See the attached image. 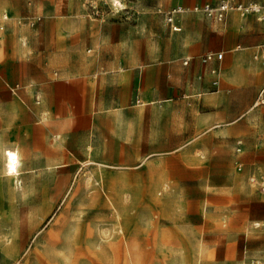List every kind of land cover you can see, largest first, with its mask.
<instances>
[{
  "label": "crops",
  "instance_id": "0c3cea01",
  "mask_svg": "<svg viewBox=\"0 0 264 264\" xmlns=\"http://www.w3.org/2000/svg\"><path fill=\"white\" fill-rule=\"evenodd\" d=\"M219 1L136 0L121 18L85 0H0V249L51 247L50 219L84 168L138 173L157 201L164 184L206 186L201 210L218 225L226 209L254 216L236 196L245 186L264 201V18L193 10ZM175 6L176 31L157 11ZM209 52L222 57L204 61Z\"/></svg>",
  "mask_w": 264,
  "mask_h": 264
},
{
  "label": "rangeland",
  "instance_id": "374dc122",
  "mask_svg": "<svg viewBox=\"0 0 264 264\" xmlns=\"http://www.w3.org/2000/svg\"><path fill=\"white\" fill-rule=\"evenodd\" d=\"M85 1L98 17L124 18L138 13L133 5L136 0H119L123 6L119 8L112 0ZM92 173L88 168L79 171L78 178H86L83 186L69 187L61 201L64 216L57 212L50 219L49 226L56 230L49 234L51 247H36L29 255L22 249H0V264H264V225L260 231L253 230L261 224L256 222L258 218L264 219V201L255 200L256 193L246 191L245 186L236 200L238 205L252 207L254 216H247L246 208H230L222 211L218 225L216 217L201 210L199 200L206 186L192 181L164 184V197L157 201L156 186L136 183L138 173L97 170L96 178ZM96 179L103 184H96ZM214 179L218 185H226L218 172ZM108 190L115 194L113 205L104 199ZM58 208L59 202L52 213ZM44 224L47 219L41 227ZM59 226L63 233H58Z\"/></svg>",
  "mask_w": 264,
  "mask_h": 264
},
{
  "label": "built area",
  "instance_id": "2783aa9c",
  "mask_svg": "<svg viewBox=\"0 0 264 264\" xmlns=\"http://www.w3.org/2000/svg\"><path fill=\"white\" fill-rule=\"evenodd\" d=\"M193 10L202 11L206 16L214 17L220 20L225 16L226 12L230 10L237 11L241 15L254 13L257 14L260 18H264V4H259L257 2L242 3L236 0H220L216 5H211L209 3H205L203 5H196L193 7ZM157 11L158 13L164 15L166 22H168L171 25L172 30L176 31L180 29L179 26L173 24V20L177 13L183 11L181 6H175L168 10L157 9ZM261 55L262 57H264V45H262ZM213 57L220 59L222 57V53L219 52L214 54L209 52L205 56H203V60L206 61ZM184 63H186L185 60ZM254 180H255V176H251V181ZM260 188L264 190L263 181H261Z\"/></svg>",
  "mask_w": 264,
  "mask_h": 264
},
{
  "label": "clouds",
  "instance_id": "9594fccd",
  "mask_svg": "<svg viewBox=\"0 0 264 264\" xmlns=\"http://www.w3.org/2000/svg\"><path fill=\"white\" fill-rule=\"evenodd\" d=\"M112 3L117 7H123L122 5L119 4V0H112ZM20 158L19 155L17 154L15 157H12L10 159V162L8 164V168L11 170L8 174H18L17 169L20 167Z\"/></svg>",
  "mask_w": 264,
  "mask_h": 264
},
{
  "label": "bare ground",
  "instance_id": "6f19581e",
  "mask_svg": "<svg viewBox=\"0 0 264 264\" xmlns=\"http://www.w3.org/2000/svg\"><path fill=\"white\" fill-rule=\"evenodd\" d=\"M8 154H9V157H10V159L12 158V157H15L16 156V152H14V150L13 151H9L8 152Z\"/></svg>",
  "mask_w": 264,
  "mask_h": 264
}]
</instances>
